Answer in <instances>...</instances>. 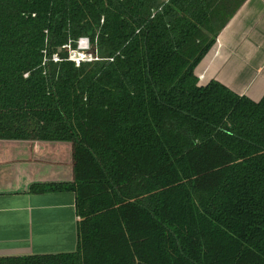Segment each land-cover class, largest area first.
Here are the masks:
<instances>
[{
	"label": "trees",
	"instance_id": "obj_1",
	"mask_svg": "<svg viewBox=\"0 0 264 264\" xmlns=\"http://www.w3.org/2000/svg\"><path fill=\"white\" fill-rule=\"evenodd\" d=\"M242 1L0 0V140L69 143L29 191L78 217L73 251L0 264H264V94L194 72Z\"/></svg>",
	"mask_w": 264,
	"mask_h": 264
},
{
	"label": "crops",
	"instance_id": "obj_2",
	"mask_svg": "<svg viewBox=\"0 0 264 264\" xmlns=\"http://www.w3.org/2000/svg\"><path fill=\"white\" fill-rule=\"evenodd\" d=\"M194 72L199 85L214 79L252 100L263 96L264 0L238 5ZM72 178L69 143L0 140V257L75 249L74 193L29 191Z\"/></svg>",
	"mask_w": 264,
	"mask_h": 264
},
{
	"label": "built area",
	"instance_id": "obj_3",
	"mask_svg": "<svg viewBox=\"0 0 264 264\" xmlns=\"http://www.w3.org/2000/svg\"><path fill=\"white\" fill-rule=\"evenodd\" d=\"M68 51V59L73 61L76 66H78L83 61H90L97 59L95 53L88 51V39L85 37L79 38L77 41V46L75 49H72L70 45H64ZM87 49V51H84ZM54 60H57L58 57L53 55Z\"/></svg>",
	"mask_w": 264,
	"mask_h": 264
},
{
	"label": "rangeland",
	"instance_id": "obj_4",
	"mask_svg": "<svg viewBox=\"0 0 264 264\" xmlns=\"http://www.w3.org/2000/svg\"><path fill=\"white\" fill-rule=\"evenodd\" d=\"M229 19H230V18H229ZM90 47H91V45H90L89 42H88V50L91 49ZM84 51H87V49H85Z\"/></svg>",
	"mask_w": 264,
	"mask_h": 264
}]
</instances>
